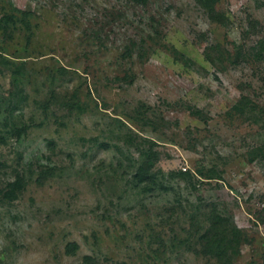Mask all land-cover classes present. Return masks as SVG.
<instances>
[{
  "label": "rangeland",
  "instance_id": "1",
  "mask_svg": "<svg viewBox=\"0 0 264 264\" xmlns=\"http://www.w3.org/2000/svg\"><path fill=\"white\" fill-rule=\"evenodd\" d=\"M218 9L0 0V182H25L0 200V264H222L211 224L232 264H264V0ZM15 10L31 27L8 35Z\"/></svg>",
  "mask_w": 264,
  "mask_h": 264
},
{
  "label": "trees",
  "instance_id": "2",
  "mask_svg": "<svg viewBox=\"0 0 264 264\" xmlns=\"http://www.w3.org/2000/svg\"><path fill=\"white\" fill-rule=\"evenodd\" d=\"M220 1L221 0H195V2L209 14L212 20L224 25L227 21V16L223 11L218 9ZM2 21L4 22V25H1V27L5 32L8 33V35H11L12 32H8V27L6 25L10 24L11 26H13V29L22 28V26H25L29 29L31 27L30 13L24 10L10 11L2 19ZM217 44L219 47L221 46L220 43ZM228 54L229 53L225 51V53L223 54L222 62H225L229 59ZM209 59L213 61L211 58ZM6 61L11 63L10 60L6 59ZM212 63L214 64V62ZM75 107L80 110L81 108H83V105L81 102L78 101L75 104L71 105V108L74 109ZM154 158L155 154L150 153L148 157L138 166L134 175L138 184L143 185L145 189H149L150 187L155 188L158 185H163V181L159 182V177L164 178L165 173L163 172V170H159L158 172L154 170ZM170 174L171 176H177V174L173 172ZM24 187V178L23 175H21L20 173L16 175V178L14 180L0 182V200L13 201L17 199L20 193H22ZM204 242L206 246V249L204 251L206 254L213 255L214 257L218 258V260L222 264H232L230 252L231 248L235 244V240L230 241L228 236L226 239L224 233L222 231L216 230L215 225L211 224V226H209V228L204 234ZM77 247L78 245L75 242L70 243L68 245L67 251L69 253H74ZM90 259L91 258L87 256L85 264H88L90 262Z\"/></svg>",
  "mask_w": 264,
  "mask_h": 264
}]
</instances>
